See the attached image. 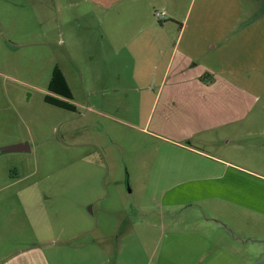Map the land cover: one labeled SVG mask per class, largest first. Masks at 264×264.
Instances as JSON below:
<instances>
[{"label": "rangeland", "instance_id": "obj_1", "mask_svg": "<svg viewBox=\"0 0 264 264\" xmlns=\"http://www.w3.org/2000/svg\"><path fill=\"white\" fill-rule=\"evenodd\" d=\"M157 5L160 25L179 28L186 17L197 28L205 14L207 27L219 26L216 65L230 79L212 81L204 74L211 89L163 95L156 113L148 104L142 108L145 116L132 113V105L121 107L111 112L118 119H111L97 112L79 84L75 101L83 106L76 112L45 102L54 68L71 65L57 46L39 45L46 24H52L47 9L57 8L55 0H0V264L28 246L42 264H188L192 222H204V210L214 206L202 197L194 200L191 192L264 193V0ZM170 9L180 20L170 17ZM205 58L212 63L209 54ZM222 110L231 112L230 120L238 113L245 119L238 126L232 122L230 134L206 132ZM149 114L153 121L147 126ZM165 134L191 135L192 141L184 148ZM20 140L32 149L2 151ZM213 156L224 161H211ZM236 205H218L212 219L229 228L251 226L236 232L261 241L264 215ZM234 206L242 208L240 214ZM197 226L200 233L203 224ZM65 237L69 242H62Z\"/></svg>", "mask_w": 264, "mask_h": 264}, {"label": "crops", "instance_id": "obj_2", "mask_svg": "<svg viewBox=\"0 0 264 264\" xmlns=\"http://www.w3.org/2000/svg\"><path fill=\"white\" fill-rule=\"evenodd\" d=\"M55 3L57 8L53 6L47 9L52 11V18H46L52 24H46L48 28L44 32L45 39L39 45H55L71 61V65L67 64L68 70L62 69L72 89V102L76 107L83 106L75 101V86L78 84L87 96V101L99 107V114L118 119L111 112L118 110V114L121 107L132 105V113L145 116L146 110L141 113L142 108L148 104L150 112L156 113L155 102L159 104L163 95L172 98L187 88L192 89V92L195 89H211L214 84L210 87L207 80L202 79L204 74H209L212 81L218 79V82H226L230 79L227 69L224 67L219 70L216 65L218 56L215 52L221 35L219 26L213 23L207 27L210 18L205 14L198 16L199 27L191 26L189 19L185 20L184 17L183 22L186 21V24L177 28L172 23L160 25L156 22L154 10H158L157 0H70V3L61 5V0H55ZM168 14L180 20L171 9ZM49 15L51 13L45 17ZM204 20L207 21L206 25L203 24ZM165 30L168 35L162 36ZM223 31L226 36V29ZM229 35L225 38H229ZM206 54L210 55L212 63L205 61ZM88 106L94 109L89 103ZM230 115V111L218 112L211 118L212 126L207 125L206 132L226 130V134H230L229 125L236 122L235 126H238L245 119L238 113L230 120ZM145 120L146 125L150 126L152 115H147ZM192 123L196 124V132L201 131L198 119L192 118ZM165 135L168 137L164 138L184 148L187 145L185 142L192 141L191 135H185L183 139ZM195 138L202 139L200 136ZM15 144L25 146L23 151L32 149V144L30 147L26 141L20 140ZM210 158L216 163L224 161L215 156ZM225 194L219 191H205L204 194L194 191L189 194L197 201L200 197L206 202L213 201L214 206H208L207 212L204 210V222H192L191 228L195 232L187 236L186 240L191 251L187 257L184 254L188 264H264V238L260 241L251 235L239 237L236 232L251 231V226L244 229L245 225L242 227L236 224L237 227L229 228L211 216L216 215L218 205H224L225 202L255 213L260 211L264 215V193L256 192L250 197ZM248 204L251 208L246 207ZM232 208L236 214L242 211V208ZM199 223L203 224L200 233L197 226ZM68 240L65 237L62 242ZM34 246L37 247L38 243ZM30 248L28 246L14 251L11 254L12 261L7 264H42L40 255L28 251Z\"/></svg>", "mask_w": 264, "mask_h": 264}, {"label": "trees", "instance_id": "obj_3", "mask_svg": "<svg viewBox=\"0 0 264 264\" xmlns=\"http://www.w3.org/2000/svg\"><path fill=\"white\" fill-rule=\"evenodd\" d=\"M65 73L59 67L54 68L49 84V92L45 96V102L54 107L76 112L77 107L72 102V89L65 77Z\"/></svg>", "mask_w": 264, "mask_h": 264}, {"label": "water", "instance_id": "obj_4", "mask_svg": "<svg viewBox=\"0 0 264 264\" xmlns=\"http://www.w3.org/2000/svg\"><path fill=\"white\" fill-rule=\"evenodd\" d=\"M25 149V146L23 145H19V144H15L9 147L4 148L2 151L3 152H8V151H23Z\"/></svg>", "mask_w": 264, "mask_h": 264}, {"label": "built area", "instance_id": "obj_5", "mask_svg": "<svg viewBox=\"0 0 264 264\" xmlns=\"http://www.w3.org/2000/svg\"><path fill=\"white\" fill-rule=\"evenodd\" d=\"M156 15L160 16V17H166V12H159V11H156Z\"/></svg>", "mask_w": 264, "mask_h": 264}]
</instances>
